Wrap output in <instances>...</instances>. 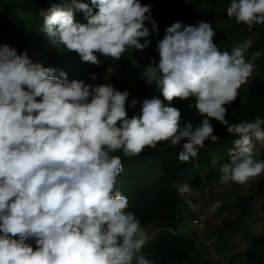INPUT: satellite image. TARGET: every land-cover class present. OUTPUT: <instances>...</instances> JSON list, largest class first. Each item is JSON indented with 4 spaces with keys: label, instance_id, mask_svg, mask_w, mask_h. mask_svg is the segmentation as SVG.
Masks as SVG:
<instances>
[{
    "label": "clouds",
    "instance_id": "1",
    "mask_svg": "<svg viewBox=\"0 0 264 264\" xmlns=\"http://www.w3.org/2000/svg\"><path fill=\"white\" fill-rule=\"evenodd\" d=\"M150 8L139 0H90V5L64 0L44 16V32L52 44L77 53L83 62L99 66V53L118 63L128 49L146 51L150 41L141 44L139 40L150 34L144 27ZM75 12H82L87 23L75 22ZM227 15L249 28L264 25V0H232ZM221 20L222 14H217L214 23L206 19L192 26L173 23L158 41V64L150 55L140 72L130 71L135 65L129 64L121 74L132 93L144 87L158 89L169 105L174 99L195 98L188 108L203 118L195 128L191 122L181 127V111L165 106L157 97L139 96L145 99L141 105L133 100L129 106L138 103L140 109L129 118L127 90L119 91L111 84L69 82L65 72L57 77L53 69L31 62L26 53L17 55L6 45L0 49V264H150L139 253L152 248L162 229L141 226L134 213L125 211L128 199L114 192L122 162L111 154L122 151L124 157L134 158L161 142L177 147L184 141L178 160L190 162L206 141L218 142L212 120L239 139L234 140L229 162L220 167L218 179L209 188L205 184L209 172L199 177L198 186L191 185L206 205L198 206L189 196L186 181L176 185L182 198L195 201L194 205L187 201L195 209L193 225L205 226L208 235L221 230L214 229L215 212L223 218L225 205L212 206L210 200L219 197L225 185H246L264 173L257 148V142L264 144V119L239 123L226 119V105L237 100L238 90L253 73V61L264 52L255 51L251 61L246 60L250 42L230 53L221 51L213 42L215 34L223 32L218 29ZM152 28L158 31L155 21ZM149 64L155 67L144 71ZM107 72L114 69L109 67ZM212 163L215 166L216 161ZM237 219L231 224L238 230ZM181 222L171 228L172 234L181 235ZM224 222L228 223L224 227L231 225ZM16 236L19 239L12 238ZM183 237L195 245L197 264H213L201 257L196 236ZM26 239L35 240V250L25 245ZM213 242L226 245V241ZM190 246L180 249L187 253ZM243 261L250 264L248 259Z\"/></svg>",
    "mask_w": 264,
    "mask_h": 264
},
{
    "label": "trees",
    "instance_id": "2",
    "mask_svg": "<svg viewBox=\"0 0 264 264\" xmlns=\"http://www.w3.org/2000/svg\"><path fill=\"white\" fill-rule=\"evenodd\" d=\"M63 2L64 0H0V49L6 45L10 50L15 49L17 55L26 53L31 62L53 69L54 75L57 77L61 71L65 72L69 82L84 81L92 86L111 84L119 91L127 90L130 93L126 102L129 118L137 114L140 109V106L130 107L131 102L137 100L141 105L145 99L139 96H146L157 97L162 100L165 106L178 108L181 111V127L185 123L191 122L195 128L202 122L203 118L195 109L188 108L189 103H195V98H189L183 102L180 99H174L169 105L167 101H164L158 89L149 91L144 87L132 93L127 89V83L123 81L124 76L121 75L128 71L129 64L135 65V69L130 68V71L140 72L150 55L154 56L155 63L158 64V41L163 39L166 28L177 21L188 26L198 24L204 19L214 23L216 15L222 14L225 24L220 25L218 29H223V32L216 33L213 37V42L221 51L230 53L234 47L250 42L251 47L247 52L249 61L252 59L253 52H264V25H254L249 28L244 24H237L234 17L229 18L227 8L230 7L232 0H139L142 5L151 6L150 20L144 22V27L149 30L150 34L139 40L141 44L150 41L144 48L146 51L132 52L134 48L128 49L122 54L123 59L118 63L110 57L97 53L100 65L96 66L83 62L77 53L68 52L64 46H55L44 32V16L48 14L54 4L61 5ZM81 2L90 5V0H81ZM146 15L149 14L146 13ZM74 19L77 23H87L82 12H75ZM152 21L156 22L158 31H153ZM224 32H228L230 37H223ZM142 54L144 57L140 59L138 56ZM253 62L254 68L257 69L254 80L245 88L241 87L238 90L239 95L236 101L226 105V119L231 123L252 122L256 118L264 119V55ZM114 66H117L118 72L115 71ZM149 66L155 67L154 64H149L144 68V71ZM109 67L114 69L113 73L107 72ZM93 74L97 77L95 80L91 78ZM210 122L214 128L213 134L218 137V142L206 141L204 147L198 149L197 157L187 163L178 160V154L182 150L184 141L177 147H171L169 142H161L156 149L145 148L140 155L134 158L124 157L122 151L111 154L119 156L122 162V171L116 177L114 192L118 191L128 199V207L125 211L134 213L141 226H152L154 230L160 229V227L162 229L152 248L148 252L141 251L139 253L147 258L150 264H197L193 259L195 245L190 246L192 242L179 235L178 232L175 235L172 234L171 228L176 229L178 223L183 221L180 215L182 208L188 211L192 222L195 211L187 203V201H191L194 205L195 201L191 198H182L183 196L177 191L176 183L184 179L189 187L191 185L198 186L200 179H192L187 177V174L203 164L210 166L209 175L205 180L206 185L211 184L219 177L216 166L212 165L215 156L213 147L214 145L216 147L225 145L230 141L232 135L219 122L215 120ZM217 149L221 151L220 148ZM228 162V158H223L219 162V168ZM219 197V199H223V196L219 195ZM260 197H264V178L258 182V190L250 198H241L235 202L241 210L237 220L241 221L248 213L252 201L258 200ZM223 200L229 204L233 201L228 198ZM241 222L242 227H238V230H246L247 226L243 220ZM226 228L238 232L231 224L217 233L208 235L207 239L214 238L216 242L225 243L224 230ZM193 235L196 236V233L194 232ZM12 238L18 239V236ZM246 238L251 240L250 249L244 253L250 264H264V235L256 239L247 235ZM24 243L26 246H32L35 250L34 239H27ZM180 246L190 247L187 248L186 253L180 249Z\"/></svg>",
    "mask_w": 264,
    "mask_h": 264
},
{
    "label": "rangeland",
    "instance_id": "3",
    "mask_svg": "<svg viewBox=\"0 0 264 264\" xmlns=\"http://www.w3.org/2000/svg\"><path fill=\"white\" fill-rule=\"evenodd\" d=\"M218 23L219 25L223 26L225 24V21L221 20L218 21ZM223 37H230V35L226 34L225 32L223 34ZM245 59L249 61L247 57V53L245 54ZM255 74H257L256 68H254L253 73L249 78L247 84L242 85L241 87L245 88L253 80ZM236 139H239V136L232 135L230 137V141L225 145H217V147L216 145H214L213 147V149H215V156H214V160L216 161L215 166L219 174H220L219 162L222 161L223 158H228L229 161L228 150L233 147V142ZM217 148H220L221 151ZM257 148L259 149V153H260L259 159L264 160V144L257 142ZM209 170H210V166L203 164L200 165L199 168L191 170L187 174V177H191L192 179H196V178L198 179L203 174L205 175L206 173H208ZM263 177H264V173L254 178L253 180L249 181V183L246 185L231 183L219 189V195L223 196V199L228 198L233 201L231 205H228V202H226V200L219 199L220 197H215L212 200H210V204L212 206L217 204L219 205L221 203L225 205L221 209L222 211H224V213L222 214V216L224 215L223 218L219 216L221 214L215 212L217 213V215L215 218L216 225L214 229L216 230L222 229L224 225L228 224L224 222V219L228 220L230 224L232 223V221L237 219V212L240 213V209L236 208L237 205L235 204V202H238L241 198H250L256 192L258 182ZM178 183L182 184V186L186 184L184 179L180 180ZM200 189L201 187H199V191ZM190 190H191V194L188 195L192 199L196 200L198 206L200 205L203 207L204 205H206L202 201L201 197L198 195V192L195 191L194 187H191ZM180 215L183 218V221L181 222L180 225V234L182 236H190L193 235V233L195 232L197 250L199 247H201L200 248L201 257L206 259L208 262H213V264H231L232 259H234L233 264H245L243 260L247 261V258L243 257L244 253H246V251H248L251 247L248 243L245 242L246 240L245 238L247 237V235H250L252 238L256 239L264 235V197H260L258 200L252 201L249 212L243 217V223L247 226L246 230L241 229V231L239 232H234L230 228H226L224 230V240L226 241V245H222V244L217 245L216 243L213 242L214 239H210L207 244L201 243L202 240L208 237L209 234L208 229L205 226L199 227L198 225H193L191 221L192 217L189 215L186 209L182 208V212L180 213ZM237 224L238 227H242L241 221H238ZM247 229H249L250 231L248 232ZM145 232L148 235L149 231L145 230Z\"/></svg>",
    "mask_w": 264,
    "mask_h": 264
},
{
    "label": "bare ground",
    "instance_id": "4",
    "mask_svg": "<svg viewBox=\"0 0 264 264\" xmlns=\"http://www.w3.org/2000/svg\"><path fill=\"white\" fill-rule=\"evenodd\" d=\"M209 187H210V184H207V185H206V188H209Z\"/></svg>",
    "mask_w": 264,
    "mask_h": 264
}]
</instances>
